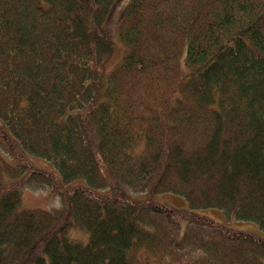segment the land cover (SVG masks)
<instances>
[{
  "label": "trees",
  "instance_id": "1",
  "mask_svg": "<svg viewBox=\"0 0 264 264\" xmlns=\"http://www.w3.org/2000/svg\"><path fill=\"white\" fill-rule=\"evenodd\" d=\"M114 2L0 0V264H264L194 213L264 231V0H131L115 38ZM23 176L62 205L25 207Z\"/></svg>",
  "mask_w": 264,
  "mask_h": 264
},
{
  "label": "rangeland",
  "instance_id": "2",
  "mask_svg": "<svg viewBox=\"0 0 264 264\" xmlns=\"http://www.w3.org/2000/svg\"><path fill=\"white\" fill-rule=\"evenodd\" d=\"M130 1L131 0H115L114 5L112 6V8L108 13L109 15L106 19L105 25L107 26L111 35L114 38L117 32V27H118L117 24L125 15L124 14L125 10L127 6L130 4ZM0 132H4V133L8 132V128L6 124L3 122V120H0ZM9 139L12 142V144H14L15 147L18 148L21 155L25 156L30 160L33 166L53 172L57 180H60L58 171L47 160L45 161L40 158L32 157L31 155H29L25 151V149L21 147L20 143L14 136L10 135ZM3 155L5 156V158H8L13 163L18 161L17 158L15 159L11 158V156L8 153L7 154L3 153ZM6 180L8 184H13V185L16 184L18 187L22 188L23 201L25 207H29L33 209L41 208L44 210H48V209H58L62 205V200L60 199L59 196L55 194L53 189H51L48 186L37 187V188L29 187L26 176L25 177L23 176L15 180H10V179H6ZM81 184H85V181L84 180L74 181L71 185L79 186ZM138 198L144 199L146 197L145 195L140 194ZM155 200L162 204L170 205L175 209H180V210L190 209L185 199L177 194L176 195L168 194V193L159 194L155 197ZM194 213L198 215L199 214L205 215L208 216L209 218L211 217L215 222L219 224L221 223L226 224L229 228H235L240 231L244 230L250 233H256L264 237V231L260 229L257 223L251 221H244V220L239 221L234 218L231 219V221H228L226 220L224 213L216 208L194 210ZM185 225L186 223L182 221L180 224L181 228L178 235L179 238L183 234L186 228Z\"/></svg>",
  "mask_w": 264,
  "mask_h": 264
}]
</instances>
